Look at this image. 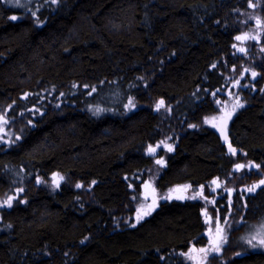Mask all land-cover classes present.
Here are the masks:
<instances>
[{
	"label": "trees",
	"instance_id": "obj_1",
	"mask_svg": "<svg viewBox=\"0 0 264 264\" xmlns=\"http://www.w3.org/2000/svg\"><path fill=\"white\" fill-rule=\"evenodd\" d=\"M252 3L264 21V0H0V264H189L205 207L230 231L211 264H264V31L228 144L198 125Z\"/></svg>",
	"mask_w": 264,
	"mask_h": 264
},
{
	"label": "rangeland",
	"instance_id": "obj_2",
	"mask_svg": "<svg viewBox=\"0 0 264 264\" xmlns=\"http://www.w3.org/2000/svg\"><path fill=\"white\" fill-rule=\"evenodd\" d=\"M259 21V23H258ZM241 31L235 36L234 43L232 45V54L236 59V64L232 68L233 75L229 79L231 84L229 87L218 91L212 100L215 102V111L211 114L204 116L198 123L199 126H205L207 128L213 129L216 132H221L223 127L227 130L228 122L234 115L236 110L244 105V100L241 98V89L247 87L248 82L253 79V73H256L255 64L259 60L262 49H261V38L264 31V21L258 13V5L256 3L250 4V7L241 14ZM237 37H247L245 39L237 40ZM243 49V51H241ZM157 105V102H156ZM155 105V106H156ZM242 105V106H241ZM0 114V118H1ZM215 118V119H214ZM213 125H216L215 127ZM6 122L0 119V142L6 140L8 144L10 138L7 137V132L5 129ZM222 127V128H221ZM169 136H163L160 140L153 144H148L146 147V152L152 157L153 163L151 169H149V179L147 183L151 186L154 176L159 173L162 165L165 162V156L167 149L172 146L168 141ZM1 145V144H0ZM155 149L154 152H149V148ZM157 161H162V163H157ZM237 165H243L244 167L237 168ZM252 166L249 163L236 164L235 169L244 171L247 169L250 172ZM228 178V177H227ZM223 186L226 189L230 184H227V179L224 181H217L213 185V191H218L219 186ZM148 187V186H147ZM222 188V189H223ZM246 189V187H244ZM242 189V186L239 188ZM224 191V190H223ZM222 191V192H223ZM172 196L180 193L179 188H174L169 191ZM160 196V195H158ZM157 196V199H158ZM209 207H205L203 211L204 214V225L203 232L206 234V249L207 253L213 254L214 251L211 250L213 243H219V249L227 244L230 231L226 224H221L218 222L217 214L214 215ZM217 209V208H216ZM215 210V209H214ZM217 226L222 229V233L217 232ZM222 235L223 241L220 242L218 237ZM259 242V240H257ZM198 247V246H197ZM202 248V247H201ZM183 253V254H182ZM210 254L204 255L202 252L196 250V246L191 244L187 251L181 252L178 255L184 262L189 264H204L203 262L207 260ZM206 257V259H205ZM205 264H211V260L205 261Z\"/></svg>",
	"mask_w": 264,
	"mask_h": 264
},
{
	"label": "snow or ice",
	"instance_id": "obj_3",
	"mask_svg": "<svg viewBox=\"0 0 264 264\" xmlns=\"http://www.w3.org/2000/svg\"><path fill=\"white\" fill-rule=\"evenodd\" d=\"M11 19H13V20H15V19H17V17H15V16H13V17H11ZM258 23H259V21H258ZM245 38H247V37H237L236 39L237 40H241V39H245ZM241 51H243V49H241ZM253 76H255L256 75V73H253L252 74ZM163 105V101H160V103H159V105H158V107L159 106H162ZM242 106V105H241ZM215 119V118H214ZM214 127L216 126V125H213ZM225 139H227V137H225ZM229 149H230V151L233 153V154H235V149H232L231 148V145H229ZM169 150H171V148H169ZM155 151V149H152L151 147L149 148V152H154ZM157 163H162V161H157ZM241 167H244L243 165H237V168H241ZM213 183H216V181H213ZM260 184H264V180H262V181H260ZM77 187H80V185H77ZM257 187V185H253L251 188H249V189H247L248 191H254L255 190V188ZM194 198V197H193ZM6 203H9V206H11L10 205V201H6ZM144 215H147L148 213L147 212H145V213H143ZM222 229H220L219 228V226H217V232L218 233H222ZM252 239H256V237L254 236ZM218 240L220 241V242H222L223 241V236L222 235H220L219 237H218ZM248 243H252V240H249L248 241ZM259 244L260 245H264V238H262V239H260L259 240ZM256 245H253V247H255ZM211 250H213V251H219V243L217 242V243H213V247H212V249ZM199 251H201V252H207L208 250L207 249H200Z\"/></svg>",
	"mask_w": 264,
	"mask_h": 264
},
{
	"label": "water",
	"instance_id": "obj_4",
	"mask_svg": "<svg viewBox=\"0 0 264 264\" xmlns=\"http://www.w3.org/2000/svg\"><path fill=\"white\" fill-rule=\"evenodd\" d=\"M225 137H227V139H225ZM220 141H221V143H224V142L228 143L229 142V137L225 131H222L220 133ZM228 148H229V146H228ZM231 148L234 149L233 147H231ZM60 180H61V178H60Z\"/></svg>",
	"mask_w": 264,
	"mask_h": 264
},
{
	"label": "bare ground",
	"instance_id": "obj_5",
	"mask_svg": "<svg viewBox=\"0 0 264 264\" xmlns=\"http://www.w3.org/2000/svg\"><path fill=\"white\" fill-rule=\"evenodd\" d=\"M136 182H137V181H136ZM132 187H133V186H132ZM130 188H131V187H130ZM221 208H222V207H221ZM227 209H228V208H227ZM236 212H237V211H236ZM218 213H219V212H218ZM220 215H221V214H220ZM232 231H233V230H232ZM234 235H236V234H234ZM188 240H189V239H188ZM235 240H236V238H235ZM199 242H201V241H199ZM184 247H185V246H184ZM184 247H183V248H184ZM186 247H187V246H186ZM186 247H185V248H186ZM183 248H181V249H183ZM185 248H184V249H185ZM181 249H180V250H181ZM177 250H178V249H177ZM177 250H176V251H177ZM176 251H175V255H176ZM177 253H178V252H177ZM179 253H181V252H179ZM182 254H183V253H182ZM213 254H214V253H213ZM213 254H212V255H213ZM175 255H174V256H175ZM214 255H215V254H214ZM179 256H180V255H179ZM225 256H226V255H225ZM227 256H228V255H227ZM208 257H209V256H208ZM228 257H229V256H228ZM180 258H181V257H180ZM209 258H211V254H210V257H209ZM174 259H176V257H175ZM205 259H206V257H205ZM225 259H226V258H225ZM207 260H208V259H207ZM207 260H205V261H207ZM176 261H177V260H176ZM183 261H184V260H183ZM205 261H204V262H205ZM204 262H203V263H204ZM178 263H179V262H178ZM181 264H182V262H181ZM204 264H205V263H204Z\"/></svg>",
	"mask_w": 264,
	"mask_h": 264
},
{
	"label": "flooded vegetation",
	"instance_id": "obj_6",
	"mask_svg": "<svg viewBox=\"0 0 264 264\" xmlns=\"http://www.w3.org/2000/svg\"><path fill=\"white\" fill-rule=\"evenodd\" d=\"M221 128H222V127H221ZM218 136H219V139H220V132H219V135H218ZM220 143H221V141H220ZM221 144H225V145H226V144H228V143L224 142V143H221ZM202 212H203V211H202ZM201 234H202V236H203L204 238L206 237V234L203 232V230H202V233H201ZM189 248H190V246H189Z\"/></svg>",
	"mask_w": 264,
	"mask_h": 264
}]
</instances>
